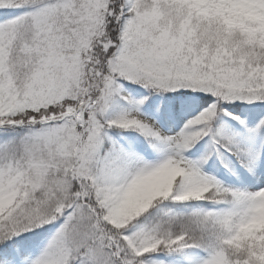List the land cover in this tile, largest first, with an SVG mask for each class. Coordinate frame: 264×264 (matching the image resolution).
I'll return each mask as SVG.
<instances>
[{
	"label": "snow or ice",
	"instance_id": "6c2138e0",
	"mask_svg": "<svg viewBox=\"0 0 264 264\" xmlns=\"http://www.w3.org/2000/svg\"><path fill=\"white\" fill-rule=\"evenodd\" d=\"M0 264H264V0H0Z\"/></svg>",
	"mask_w": 264,
	"mask_h": 264
}]
</instances>
